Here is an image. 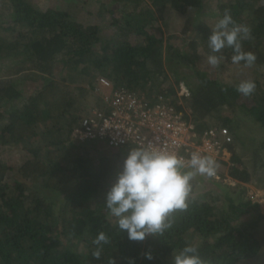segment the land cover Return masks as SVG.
I'll list each match as a JSON object with an SVG mask.
<instances>
[{
	"label": "trees",
	"instance_id": "obj_1",
	"mask_svg": "<svg viewBox=\"0 0 264 264\" xmlns=\"http://www.w3.org/2000/svg\"><path fill=\"white\" fill-rule=\"evenodd\" d=\"M1 1L0 264H172L186 244L196 246L208 264H256L264 213L245 185L264 167V154L248 170L232 144L251 120L264 128V0H93L97 20L109 23L111 32L80 21L66 3L38 9L30 0ZM207 5L215 13L206 14ZM167 6L178 16L196 14V23L179 30L186 33L185 46L163 39L158 16ZM225 10L251 29V38L241 42L256 56L251 67L233 64L230 48L222 50L219 66L206 62L207 36ZM223 64L253 74L255 91L245 97L236 90L241 75L220 80ZM98 79L152 103L159 94L175 102L184 87L181 99L194 130L225 127L232 137L219 179L196 176L188 207L172 214L160 236L134 241L119 231L103 200L121 154L107 152L93 161L90 148H109L72 140L83 116L106 108ZM14 154L20 162L8 165L5 157ZM99 232L108 243L97 259L92 241Z\"/></svg>",
	"mask_w": 264,
	"mask_h": 264
},
{
	"label": "clouds",
	"instance_id": "obj_2",
	"mask_svg": "<svg viewBox=\"0 0 264 264\" xmlns=\"http://www.w3.org/2000/svg\"><path fill=\"white\" fill-rule=\"evenodd\" d=\"M250 38V27L237 24L225 10L207 36V64L219 66L224 60L222 50L230 48L233 64L243 63L251 67L256 56L244 51L241 43ZM255 88L252 80H242L236 86V90L245 97L250 96ZM216 167L213 157L199 152L185 158L150 143L129 147L104 193V208L129 240L142 241L147 236H160L171 226L172 214L188 207L192 180L196 176H214ZM92 243L96 245L92 255L98 259L108 237L99 232ZM144 256L152 259L150 252H145ZM172 264H208V261L199 255L196 246L186 244L173 255Z\"/></svg>",
	"mask_w": 264,
	"mask_h": 264
},
{
	"label": "built area",
	"instance_id": "obj_3",
	"mask_svg": "<svg viewBox=\"0 0 264 264\" xmlns=\"http://www.w3.org/2000/svg\"><path fill=\"white\" fill-rule=\"evenodd\" d=\"M97 87L106 108L91 110L83 116L71 133L73 141L96 142L109 149L127 151L129 147L150 143L185 158L199 152L214 158L215 175L208 178L219 179L218 170L227 163V145L231 144L232 137L225 127H211L202 132L194 130L188 111L182 105L184 88H180L175 102L159 94L157 101L152 103L122 88L113 90L104 79H98Z\"/></svg>",
	"mask_w": 264,
	"mask_h": 264
},
{
	"label": "rangeland",
	"instance_id": "obj_4",
	"mask_svg": "<svg viewBox=\"0 0 264 264\" xmlns=\"http://www.w3.org/2000/svg\"><path fill=\"white\" fill-rule=\"evenodd\" d=\"M1 2L2 1L0 0V3ZM30 2L38 9H45L49 7L50 5L52 7H57L58 4L62 5L61 7L64 8L65 3H66L67 9L75 10V12L77 13L76 17L80 21L82 22L84 21L86 24L94 23V24L100 25L102 29H104L105 31L108 30L111 32L113 30V28H110L109 26H107L109 25V23L100 24L99 21L97 20L98 19L97 11L99 9L98 7L99 4L97 2H94L93 0H30ZM113 5L115 4L114 3L111 4V6L114 8ZM207 7L205 8L206 14L213 12L212 10L213 8L211 6L207 5ZM163 11L164 12H162L158 16V18H159V23L161 26V31L163 33L164 41L165 39L172 38L170 41V44L176 45V46L180 44L178 45V47L185 46L186 41H184L182 38L186 35V33L182 34L180 33L179 30L185 27L189 22L196 23V21L193 19V18H196V14L195 13L189 14L188 16L190 17L178 16L169 9V6H167ZM4 12L5 11L0 6V15L1 13H4ZM192 23H190V26L188 27V29L190 28L189 29L190 31H194V28H192L194 24ZM169 65L167 64V66ZM261 73H262V76L264 77V71ZM219 74H221L220 80H223L226 82H233L234 80L239 78V75H241V77L239 78L241 81L249 80L255 77L253 74L245 75L244 69H239L236 66H233L231 64H223L220 67ZM262 84H264V79H263ZM25 86L31 88L32 85L30 82L27 81ZM91 103H93L92 100H87L88 105ZM182 105L184 104L182 103ZM238 138L239 139L234 141V143L232 144V146L235 149V155L239 157L244 167L250 170L252 168V165H254V160H258L264 154V152L262 153L259 152V154L257 155L260 149V145H262V141H264V128H261L257 123L251 120L250 125L246 131L243 129L238 130ZM114 151H117L121 154L119 156L121 159H123L127 153V151L122 150V149H107V148L101 147L100 145V146H96L95 148H90L88 156L91 158V160L97 161L98 157L107 155L108 154L107 152H110L108 156H113ZM255 155H257V157ZM227 156H229L227 159V163H229L231 153L229 152ZM5 160L8 165H12V166H15L16 164H18V162H20V158L17 157V154L6 156ZM258 165L259 164H255V166H258ZM224 166L225 165L221 166L219 169H221V171H224L225 170ZM257 171L258 172L252 178L251 183L245 186L247 188V197H250V199H252V201L256 203H259L264 213V200L261 199V196L264 195V182H263L264 181V167H262L261 169ZM258 176L261 179H263L262 182L260 181V179L259 180L256 179ZM12 178H13V171H9L4 178V181H7L9 183L11 182ZM203 181L205 182L207 180L203 179ZM208 181L210 182L211 180L208 179ZM215 194H218V195L221 194L220 191L217 190V188L215 189ZM263 232H264V221L260 222L258 226V238L261 240L260 242L263 244L262 245L263 247L261 249L260 258L256 259V264L264 263V233Z\"/></svg>",
	"mask_w": 264,
	"mask_h": 264
},
{
	"label": "water",
	"instance_id": "obj_5",
	"mask_svg": "<svg viewBox=\"0 0 264 264\" xmlns=\"http://www.w3.org/2000/svg\"><path fill=\"white\" fill-rule=\"evenodd\" d=\"M261 199H263L264 200V195L263 196H261ZM254 202V201H253Z\"/></svg>",
	"mask_w": 264,
	"mask_h": 264
}]
</instances>
